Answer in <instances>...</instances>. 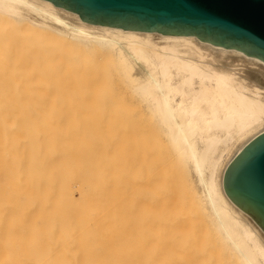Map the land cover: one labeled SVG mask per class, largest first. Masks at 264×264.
<instances>
[{"label": "bare ground", "instance_id": "1", "mask_svg": "<svg viewBox=\"0 0 264 264\" xmlns=\"http://www.w3.org/2000/svg\"><path fill=\"white\" fill-rule=\"evenodd\" d=\"M0 25V264H196L169 253L192 245L180 233L197 213L239 264H264V231L223 188L264 132V62L196 36L90 24L47 0H0ZM96 58L158 138L98 89Z\"/></svg>", "mask_w": 264, "mask_h": 264}, {"label": "water", "instance_id": "2", "mask_svg": "<svg viewBox=\"0 0 264 264\" xmlns=\"http://www.w3.org/2000/svg\"><path fill=\"white\" fill-rule=\"evenodd\" d=\"M90 24L163 35L196 36L264 62V0H47ZM230 200L264 231V132L223 174Z\"/></svg>", "mask_w": 264, "mask_h": 264}, {"label": "rangeland", "instance_id": "3", "mask_svg": "<svg viewBox=\"0 0 264 264\" xmlns=\"http://www.w3.org/2000/svg\"><path fill=\"white\" fill-rule=\"evenodd\" d=\"M2 29V27H1V25H0V30ZM95 59V58H94ZM96 60L97 61H99V62H96ZM96 60L94 61V62H96L97 63V67H98V71H100V72H98L97 71V73H96V75H98L97 77H95V84H96V86H98V89L100 88V87H104L105 89H107V90H105L104 92H106L105 94L106 95H108L109 94V96H110V98H112V97H114V99H112V100H114L113 102L115 103L116 102V100H117V103H115V104H120L121 105V107H123V106H125V108H124V110L126 111H122L123 109H121V110H119L121 107L119 106V108L117 109V110H119V114L120 113H127L128 114V110H129V114H131V113H135L136 111H140V108L138 107V105L141 107L142 105H141V103L139 102V103H137L136 104V100L134 99V101H133V99H131V100H129V98L128 97H131L130 96V92H131V94H133V92L132 91H128V90H131V88L130 89H128L129 87L127 86V85H129L128 83H124L122 80H125L124 78L122 79V78H120V77H123V76H121V74H118V72L116 71L117 69L112 65V64H110V63H108V61L107 60H105V59H99V58H96ZM100 65V66H99ZM108 68V69H107ZM106 69V70H105ZM102 70V71H101ZM104 71V72H103ZM108 71H109V73H108ZM107 72V73H106ZM120 73V72H119ZM110 74V75H109ZM117 74V75H116ZM96 75H94V76H96ZM118 75H120V76H118ZM104 76V77H103ZM119 77V78H118ZM118 78V79H117ZM98 80V81H97ZM103 81V82H102ZM120 81V82H119ZM126 82V81H125ZM95 84H94V86H95ZM109 86V87H108ZM112 87V88H111ZM111 88V89H110ZM101 90L103 89V88H100ZM104 90V89H103ZM101 92V91H100ZM129 93V94H128ZM108 96V97H109ZM133 96V98H134V95H132ZM116 97V98H115ZM116 99V100H115ZM110 99H108V102H109V104L108 105H111V103H112V100H110L111 101V103H110V101H109ZM119 102V103H118ZM128 102H133V103H128ZM113 103V104H114ZM122 103V104H121ZM124 103H126L125 105H124ZM115 104L114 105H112L111 107H113V106H115ZM132 104H133V106H132ZM117 105L115 106V109L117 108ZM126 105H127V107H126ZM129 105V106H128ZM130 105H131V107L133 108V112H131L132 110H130L131 109V107H130ZM135 105H137V107L135 106ZM135 106V107H134ZM143 107V106H142ZM137 108H139V110L136 109ZM142 110L139 112V114L140 113H142L141 114V116H139V114L137 115V118L139 117V119H141L142 118V120L143 121H140L139 123H141V126H140V124L137 122L138 121V119L137 118H135L136 117V113L133 115L134 116V119L136 120V124L134 123L135 122V120H134V122L132 121L133 120V118H131V117H129V119L132 121V123H131V125L133 124V126H134V124L136 125V129L138 128H140V127H142V126H144V128H140L139 129V131L140 130H143L144 129V131H146V132H148L149 130H150V132L148 133L149 134V136H151V135H155V137L157 136V138H158V135H157V132L155 133V131L153 130V131H151L152 130V125L148 122V121H150V120H148L147 119V117H145V114H144V108H141ZM135 110V111H134ZM122 111V112H121ZM117 112L118 111H116V114H117ZM144 114V115H143ZM143 115V116H142ZM143 117L145 118V119H143ZM128 120V119H127ZM130 120H128V121H130ZM147 121V123H146V127L148 128L147 130H146V127H145V125H144V123ZM128 121H126V123L128 122ZM122 123L124 122V121H121ZM121 122H119V123H121ZM116 123V122H115ZM122 123H121V125H122ZM130 123V122H129ZM137 123L139 124V127H137ZM149 123V124H148ZM124 124H125V122H124ZM115 125H117L116 127L117 128H115V131L117 130V132L119 131L118 130V117H117V124H115ZM114 125V126H115ZM128 125V124H127ZM148 125V126H147ZM151 125V126H150ZM135 127V126H134ZM120 128V127H119ZM152 132V133H151ZM146 135H147V133H146ZM148 136V137H149ZM160 137H159V139H161V135H159ZM155 137L153 136L151 139H153L155 142H156V140H155ZM150 139V141L152 142L153 140H151ZM162 140V141H161ZM160 141H158V139H157V146L158 145H161L162 147L164 146V143H165V140H164V138L163 139H161ZM153 141V144H155V142ZM158 142H161V143H158ZM163 142V143H162ZM163 144V145H162ZM164 148V147H163ZM235 148H236V146L235 145H233L232 146V148L230 149V151L228 152V154H227V156H226V158H228L229 156H230V154L232 155V153L234 152V150H235ZM231 151H233V152H231ZM103 163L102 162H100V165H102ZM101 168H100V174H102L103 175V177L100 175V177L101 178H103V179H106L107 177V179H108V181H109V175L106 177V175H104L103 174V171L105 170H103V168L102 167H104V166H100ZM102 172V173H101ZM106 173V172H105ZM87 174V173H86ZM104 176H105V178H104ZM103 179H101V181L104 183V180ZM106 182V181H105ZM103 197H101V199H102ZM101 208H100V214L102 213V208H103V205H102V203H101ZM103 212H104V209H103ZM196 213V212H195ZM104 214V213H103ZM103 214H101V215H103ZM195 214H193L191 217H193ZM196 216H198V217H196ZM201 216V213H197V215H195L194 217V219L193 218H191L190 217V222H191V224H190V222H189V225L186 227V229L182 232V233H180L181 235H186V236H184L186 239H188L189 241H190V243H192L193 242V239H194V237H195V239H194V244L192 243V245L190 244V245H188L189 243H184L185 242V238L184 237H181L180 239H179V237H177L180 241H183V243L185 244V246H186V249H184V248H182V247H180L181 249H182V251H178L177 252V250H175L176 248V246L174 245V243H171L170 244V242H167L166 243V246H169L170 247V250H175L176 251V253H174V251L172 252H170L169 251V249H166V253L167 252H170L169 254H171V257L172 256H175L174 258H176V259H178V261H176V262H179V260H181V262L183 261L182 259H184L183 257H185V260H187V261H189V259H191L192 261H194V257L196 258L197 256H200L199 257V259L197 260V261H194L196 264H218V262H219V264H239V262H238V260H236V258H234V256H232L233 254H231L230 252H229V250L227 249V248H225L224 247V243L220 240V241H218L219 240V238L217 239V237H216V235L215 234H217V232H215V233H213L212 231L214 230V229H212L213 227L212 226H210L211 228L209 229V226L206 224V223H208V222H206L207 221V218L206 217H203L204 215L202 214V217H200ZM102 217V216H101ZM205 218V219H204ZM102 219V218H101ZM203 219V220H202ZM192 220H196V224L195 225H197V226H195V227H191L192 225H193V223H194V221H193V223H192ZM102 221V220H101ZM200 221V222H199ZM203 221H205L204 223H203ZM103 222V221H102ZM104 223V222H103ZM202 224V225H199V226H201V227H198V224ZM136 223H134L133 225H132V227L134 226V228H136V225H135ZM209 224V223H208ZM101 225H102V223H101ZM105 225V224H104ZM104 225H102L103 227H104ZM191 225V226H190ZM101 226V227H102ZM197 227V228H196ZM189 228V229H188ZM192 228V229H191ZM208 228V229H207ZM104 228H102L101 229V231L103 230ZM189 230H191L190 232H192L191 234H193V236L191 235V234H189L190 232H189ZM193 230V231H192ZM209 230V231H208ZM210 230H212V231H210ZM134 231V234H133V241H134V235H136V233H135V229L133 230ZM185 231H187L186 233H185ZM215 231V230H214ZM188 235H190L191 237H188ZM173 236V237H172ZM171 236V234H168V238H170L171 240H173V238H174V235H172ZM217 236H218V234H217ZM188 237V238H187ZM193 237V238H192ZM177 238H175V240L177 239ZM182 238H184V239H182ZM178 239L176 240V242H178ZM187 240V241H188ZM180 241H179V243H180ZM149 242H151V241H149ZM148 242V244H147V246H144L145 248H146V250H149V248H151L152 246H151V243H149ZM220 242V243H219ZM221 243H223L224 245H223V247L221 246L222 244ZM132 244H134V242L132 243ZM194 245V246H193ZM133 247H135V245H132ZM172 246H175L174 248H172ZM188 247V248H187ZM172 248V249H171ZM179 247H177V249L179 250L180 249ZM223 248H225V249H223ZM180 249V250H181ZM134 250H135V248H134ZM228 251V252H227ZM149 252H151V249L149 250ZM164 252V258L166 257V259H169L170 260V258H169V254L167 253H165ZM148 253V252H147ZM185 255V256H184ZM186 255H187V257H186ZM231 255V256H230ZM183 256V257H182ZM178 257V258H177ZM179 257H181L180 259H179ZM190 257V258H189ZM133 258L135 259H132V261H133V263L137 260L134 256H133ZM214 259V260H211V259ZM165 259V260H166ZM139 260V259H138ZM175 260V259H174ZM174 260H172L173 262H171V264H177V263H175L174 262ZM190 260V261H191ZM211 260V261H210ZM140 261V260H139ZM167 261V260H166ZM165 261V262H166ZM189 261V262H190ZM214 262V263H213ZM236 262H238V263H236ZM136 263V262H135ZM167 263V262H166ZM190 263H193V262H190Z\"/></svg>", "mask_w": 264, "mask_h": 264}]
</instances>
